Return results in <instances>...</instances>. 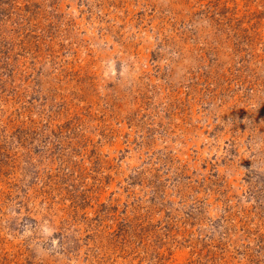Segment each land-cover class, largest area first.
Returning <instances> with one entry per match:
<instances>
[{
	"label": "rangeland",
	"instance_id": "1",
	"mask_svg": "<svg viewBox=\"0 0 264 264\" xmlns=\"http://www.w3.org/2000/svg\"><path fill=\"white\" fill-rule=\"evenodd\" d=\"M0 264H264V0H0Z\"/></svg>",
	"mask_w": 264,
	"mask_h": 264
}]
</instances>
